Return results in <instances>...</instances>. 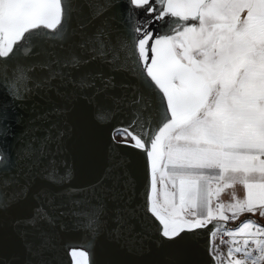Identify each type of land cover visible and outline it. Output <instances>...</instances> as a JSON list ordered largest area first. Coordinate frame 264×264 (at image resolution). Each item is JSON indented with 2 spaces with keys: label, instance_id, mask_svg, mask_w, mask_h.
Masks as SVG:
<instances>
[{
  "label": "snow or ice",
  "instance_id": "obj_1",
  "mask_svg": "<svg viewBox=\"0 0 264 264\" xmlns=\"http://www.w3.org/2000/svg\"><path fill=\"white\" fill-rule=\"evenodd\" d=\"M33 97L52 107L37 112L33 103L25 119ZM80 99L98 123L127 114L112 143L142 150L149 166L136 206L130 162L119 154L87 188L63 187L65 131L51 118ZM166 179L173 191L161 193ZM236 184L243 199L219 202ZM110 201L120 202L117 241L138 216L168 244L207 229L214 264L225 255L220 245L224 264H264V225L226 227L245 212L264 217V0H0V214L30 207L15 220L26 264H59L55 229L65 215L90 235L87 245L66 246L68 264H88L90 255L95 264Z\"/></svg>",
  "mask_w": 264,
  "mask_h": 264
},
{
  "label": "water",
  "instance_id": "obj_2",
  "mask_svg": "<svg viewBox=\"0 0 264 264\" xmlns=\"http://www.w3.org/2000/svg\"><path fill=\"white\" fill-rule=\"evenodd\" d=\"M120 79V77H117ZM31 86V84H29ZM119 95V92L116 93ZM53 101H56L53 95ZM101 104H108L103 97ZM37 104V112H43L52 107L38 97H33L22 107L25 119L31 115V105ZM93 106L80 99L64 116H53V121H60V128L65 131L62 137L61 151L57 160L60 173L70 172V180L63 187L85 189L94 183L104 171L110 154H119L129 163V171L135 181L134 192H130L131 206L140 203L141 193L149 178V166L146 164L142 150L123 144L112 143V130L126 119L127 114L117 112L109 122L98 123L93 118ZM15 127V126H14ZM44 127H47L45 124ZM20 131L18 127L15 128ZM43 135L44 133H39ZM117 140V139H116ZM118 141V140H117ZM131 142V141H129ZM13 141L8 140L7 146ZM55 147V146H54ZM53 191H59L55 185H47ZM120 202L108 203V215L104 217L105 224L94 238L93 252L95 264H214L213 256L208 254L209 237L207 229H196L198 235L177 244L162 241L155 227L145 218L138 216L130 221L133 226L119 241L112 238V211ZM30 207L21 206L12 211L0 214V264H26L27 255L22 244L15 220L28 214ZM158 223V222H157ZM217 221L207 227L211 228ZM222 223V222H221ZM62 227L55 229L57 250L56 258L59 264H68L67 245H87L90 235L86 224L78 223L71 215L61 218ZM227 227V225H226ZM93 256H89L88 264H92Z\"/></svg>",
  "mask_w": 264,
  "mask_h": 264
},
{
  "label": "crops",
  "instance_id": "obj_3",
  "mask_svg": "<svg viewBox=\"0 0 264 264\" xmlns=\"http://www.w3.org/2000/svg\"><path fill=\"white\" fill-rule=\"evenodd\" d=\"M213 187L215 188L216 185L214 184ZM158 189H160L161 193H164V192L170 193V192L173 191L171 182L167 181V179H166L165 185L163 187H161L158 184ZM230 189H231V191H230ZM233 194H235V196L237 198L243 199L244 194H245V189L240 184H236L235 187H229V188H226V189H222V191L219 194V202L224 203V204H228V203L232 202ZM161 201H162V196H161ZM213 202H214V204L216 203V197H214V201ZM250 214L251 213L245 212V213L239 215V218H241L243 216H247L248 217V215H250ZM229 215H230V213H229ZM256 215L259 218V220L264 221V217H261L259 215V210L257 211ZM229 221L232 223L231 219Z\"/></svg>",
  "mask_w": 264,
  "mask_h": 264
},
{
  "label": "rangeland",
  "instance_id": "obj_4",
  "mask_svg": "<svg viewBox=\"0 0 264 264\" xmlns=\"http://www.w3.org/2000/svg\"><path fill=\"white\" fill-rule=\"evenodd\" d=\"M188 23H194V22L193 21H189ZM116 139L118 141H120L121 137L119 135H117ZM230 191H231V189H230ZM246 219H252V220L258 222L259 224L264 225V221L259 220L257 215L253 216L252 214H250V215H248V217L247 216H243V217H241L239 219H236L235 222H233L231 220L232 223H231V226H230L229 229H235L236 227H238V225H240ZM216 239H217V237H215V241H216ZM215 241H214V244H213V248H215L216 245H217V243H215ZM220 252L225 254L224 257L222 258L221 262H220V264H224V260L227 259V257H226V248H221L220 247ZM214 255H215V253H214Z\"/></svg>",
  "mask_w": 264,
  "mask_h": 264
},
{
  "label": "built area",
  "instance_id": "obj_5",
  "mask_svg": "<svg viewBox=\"0 0 264 264\" xmlns=\"http://www.w3.org/2000/svg\"><path fill=\"white\" fill-rule=\"evenodd\" d=\"M230 226H231V222L230 221H228V223H227V228L229 229L230 228ZM224 240H228L229 239V237H227V236H223L222 237ZM220 239H221V236H217V239H216V241H215V238H214V241H215V243H217V245H220ZM214 244V243H213ZM220 247L221 248H226L227 249V245H220Z\"/></svg>",
  "mask_w": 264,
  "mask_h": 264
},
{
  "label": "flooded vegetation",
  "instance_id": "obj_6",
  "mask_svg": "<svg viewBox=\"0 0 264 264\" xmlns=\"http://www.w3.org/2000/svg\"><path fill=\"white\" fill-rule=\"evenodd\" d=\"M165 19H168V18H167V17H165ZM129 141H131V140H130V138H129Z\"/></svg>",
  "mask_w": 264,
  "mask_h": 264
}]
</instances>
